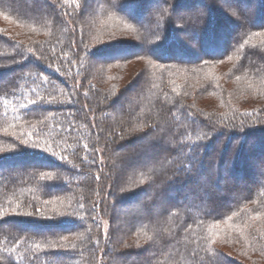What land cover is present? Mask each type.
I'll use <instances>...</instances> for the list:
<instances>
[{"label": "trees", "instance_id": "obj_1", "mask_svg": "<svg viewBox=\"0 0 264 264\" xmlns=\"http://www.w3.org/2000/svg\"><path fill=\"white\" fill-rule=\"evenodd\" d=\"M153 1L101 0L96 13L91 0H0V264H264V0L220 55L213 5L202 33L191 25L198 55L173 15L161 32L143 21ZM121 37L147 48L101 46ZM138 138L159 141L128 148L113 174L115 142ZM224 173L226 186L213 182ZM114 208L125 232L110 224L105 238Z\"/></svg>", "mask_w": 264, "mask_h": 264}, {"label": "rangeland", "instance_id": "obj_2", "mask_svg": "<svg viewBox=\"0 0 264 264\" xmlns=\"http://www.w3.org/2000/svg\"><path fill=\"white\" fill-rule=\"evenodd\" d=\"M31 1L33 4V6L31 5V10H34L37 6L36 5L37 0H31ZM100 1L101 0H91V3H89L87 5L89 11L91 12V11L95 10V12H96V10L98 8V3ZM145 1L148 2L149 0H145ZM247 2H249V3L247 4ZM95 4L97 6H95ZM210 4L213 5L214 9L217 10L221 14V15H219L220 17L218 16V18L221 19V26L216 30L215 37L213 39V40H215V43L214 42L213 43H214V45H216V48H217V50L214 51L213 54L214 55H220L221 53H223L225 51V48H226L225 45H227L226 42H228L230 40V32H231V30H233L232 28L234 26H238L241 29V27L244 25L245 26L247 24L252 25V24L257 22L258 17L253 16L252 18H250V15H251L250 13H251V11H253L251 8L252 5L257 7V8L261 7V5H259L258 1H256V0H187L183 3L178 2V1L171 2L169 4V7L165 8V7H163L162 2L160 0H154L153 2H151L149 4H146V2L143 3V7L145 6L144 9L147 8L146 12L144 13L145 15L143 17V21L147 20L151 15L153 17V22L155 23L153 30H158L161 32V27L163 26V24L161 25L162 16L166 17V14H169L167 16L171 17V15H173L174 17H173V20L171 21L172 24L170 25V27L175 26V27H177V29L180 30V31H178V30L175 31V36H176L175 38L179 39L181 42H183L184 47L187 48L188 52H192L193 54L196 53L198 55H201L202 53L205 52L206 48L205 47L202 48L201 45L198 46V44H199L201 36H202L201 33L204 30L203 28L206 26V22H207V19H206L207 18V15H206L207 5H210ZM91 8L93 10H91ZM128 13L130 14L129 11H127V14ZM244 14L247 15V17L250 21L246 20L243 17ZM0 19L3 20L1 17H0ZM1 20H0V23H3V21H1ZM262 21H264V19ZM182 22H183V24H181ZM191 25H195V26L199 27L200 28L199 32H201V33L191 32V28H192ZM231 25H234V26L231 27ZM170 27L168 24L166 27L164 25V29L166 30V32H167L168 28H170ZM240 29L238 28V31ZM235 36L236 35H234V37ZM119 40H120V42L117 43V45L116 44L115 45L110 44V43H115V42H109V43H104V44L102 43L101 46L103 47L104 45H106L107 47H109V45H110L111 47H116V46L118 47V45L125 44V45H129L131 47H134L136 45H139V47L137 49L132 48V50L129 53L126 52V54L127 53L128 54L125 56H123L122 53H120L121 56H119V58H121V57L124 58V57L130 56V55L139 53L144 48H147L143 43H140L139 39L134 40V39H128L125 37H121ZM149 47L153 48V47H151V45ZM118 51H122V50H118ZM178 51L179 50L174 48L171 51V55L173 57L177 58V56L179 55ZM116 53L117 52H114V51H113V53H109V56L107 55L105 58L102 57V59L97 60L96 62L95 61L92 62L91 66L95 65L97 67L103 61L109 60V58H113ZM110 55H112V56H110ZM161 55L165 56L166 54H165V52H163V53H161ZM99 67H101V66H99ZM142 68L143 67L141 66L140 63L130 65V71H132V73H133V71L137 72L138 70H140ZM135 76H136V74H135ZM135 76L132 78V74H129L128 78L130 80L132 78V80H133L135 78ZM127 99L128 98H121L117 104L120 105L121 102L124 104V102L126 101L123 108L130 110V106L129 105L127 106ZM128 102L134 103L133 98H131V100H129ZM123 120H124V118L121 116H118L115 118V121L119 124H122L124 122ZM129 132H130V129L128 128V131L124 132V135L126 133H129ZM158 141H159V138H156V139L149 138L146 140L138 138L136 140H132L131 142H129V146L125 147V148L122 147V144L115 142V146H113V149L111 151L112 152V158H113V160H115L114 168H113V174L116 173V175H117L120 172V170L123 168V166L125 165L126 160H124V162H122V163H120V161H123L122 159H123L125 153L127 152L128 148L131 150V152H133V149L139 150L141 145L145 146L146 144L147 145L150 144V150H155L156 146H157L156 144ZM223 150H224V148L222 149L221 153L223 152ZM194 161H196V158L194 159ZM26 166H29V164L20 162V163L13 165V167H15L16 169L17 168L22 169L23 167H26ZM7 168L10 169L11 166H8ZM113 174L109 173V178L112 182L114 181V177H113L114 175ZM223 176L224 177L221 179L215 178L213 180V182L216 181V182H219V184H221V186H226L227 182L223 181V179L225 180L226 173H224ZM196 180L199 181L200 184H202V187H204V189L206 190L207 193H212V194L214 192L220 193L218 190H216L212 186V181L211 182L205 181L202 174L196 175ZM236 181L237 180H235L233 182L236 183L238 185V187L242 188L243 186H245L246 180L242 181V182H238V181L236 182ZM95 187L98 188L97 186H95ZM177 192H179V191H177ZM221 195L224 196L223 194H221ZM122 196H125V195H122ZM144 197H145V195H143V194L140 195L137 198L136 202H138V201L144 202V203L147 202L148 199H145ZM189 197L191 199V202L198 207V204H196L198 199L195 197V195L194 196L189 195ZM204 197H206V194H204ZM159 203L161 204V203H165V202H163V200H160ZM133 204L134 203H132L131 205H133ZM205 206L207 207L208 205L204 204V207ZM160 211H161L160 209H156L154 213L157 215ZM136 216L141 217V213L139 212V214H138L137 212H135L133 214V217H136ZM104 218H103L104 220H103V229L102 230H103V235L105 238L108 236V232H109L111 225H112L113 230L116 233V235H120V234L122 235L123 232H125L122 221L126 220L128 217L121 214L120 209L114 208L113 213H112V217H111V221L110 220L108 221L106 217H104ZM113 245L114 246L112 247V249L110 251L111 253H114L115 249H116L115 248L116 243H114ZM121 263L125 264V262H123L122 260L120 261V264ZM135 263L136 262H134V263L130 262V261L127 262V264H135Z\"/></svg>", "mask_w": 264, "mask_h": 264}, {"label": "bare ground", "instance_id": "obj_3", "mask_svg": "<svg viewBox=\"0 0 264 264\" xmlns=\"http://www.w3.org/2000/svg\"><path fill=\"white\" fill-rule=\"evenodd\" d=\"M238 26H235L234 27V29L231 31V33H230V40L233 38V36H234V34L236 33V31L238 30ZM209 152H207V154H208Z\"/></svg>", "mask_w": 264, "mask_h": 264}]
</instances>
